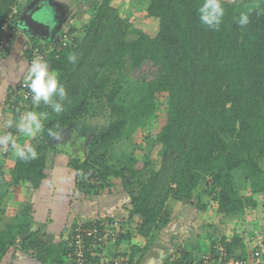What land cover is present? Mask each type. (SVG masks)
Returning a JSON list of instances; mask_svg holds the SVG:
<instances>
[{
  "label": "trees",
  "instance_id": "obj_1",
  "mask_svg": "<svg viewBox=\"0 0 264 264\" xmlns=\"http://www.w3.org/2000/svg\"><path fill=\"white\" fill-rule=\"evenodd\" d=\"M113 1L103 0L80 31L69 27V22L59 32V41L46 61L58 72L70 102H65L59 115L43 103L38 106L37 111L46 116L37 143L30 145L37 158L27 162L17 158L2 192L18 186L38 190L46 178L51 153L69 159L67 167L75 173L74 192L88 199L110 194L112 179L119 178L130 198L117 245L135 235L147 240L149 234L170 226L177 203L195 201V209H204L202 195L215 191L219 221L264 209V0H247L241 5L222 0L225 15L218 31L200 23L197 9L203 0H148L146 15L158 20L155 33L139 28L112 8ZM20 5L19 0H0V61L9 55L12 42L22 32L13 23ZM241 13L250 19L244 27L236 22ZM27 36L26 67L29 49L51 45ZM73 54L76 61L69 62ZM26 76L27 72L7 91L11 109L33 104L31 98L23 101L15 95L26 85ZM127 80L144 87L132 108L118 100ZM93 107L98 108L97 114L106 113L108 122L89 135L86 155L65 154L55 148V137L48 130L59 134L88 116ZM150 118L154 123L148 137L161 146L162 153L150 177L140 182L150 161H140L133 153H121L114 160L112 152L115 143ZM234 172L243 175L241 189L233 186ZM133 184H137L135 190ZM114 220L110 217L104 222ZM100 221H96L98 227ZM93 225L75 223L69 242L75 228L85 231ZM30 228L20 215L0 228V260L13 248L31 254L41 264H65L70 245L38 239L39 231ZM90 241V237L84 238L85 243ZM259 245H264V239ZM218 246L225 250L226 260L245 261L250 256L237 236L221 238ZM183 254L182 259H189ZM114 256L123 257L120 253Z\"/></svg>",
  "mask_w": 264,
  "mask_h": 264
},
{
  "label": "rangeland",
  "instance_id": "obj_2",
  "mask_svg": "<svg viewBox=\"0 0 264 264\" xmlns=\"http://www.w3.org/2000/svg\"><path fill=\"white\" fill-rule=\"evenodd\" d=\"M35 1V0H34ZM230 1L233 3H236L237 5H241L247 0H226ZM21 2L20 7H24L25 5H29V0H19ZM49 4L51 7L54 6V14L59 13V8L61 7V4L58 0H48ZM103 0H71V11L74 10L78 4L80 5L81 8L78 9V11L75 13V19L79 21L77 24V21L74 19L69 23V27H72L73 25L78 26L79 29L77 31H80L82 27L89 22L90 19H92V16L97 12L98 8L100 7L101 3ZM65 6V4H64ZM112 8L116 9L120 14H123V16H127L129 20H131L135 25H137L139 28L144 29L146 32L149 33H155L158 29V20L154 18H150L146 15V8L148 6V0H116L113 1L110 5ZM30 10H34L30 9ZM39 11V10H38ZM47 11V10H45ZM17 12V10H16ZM26 12V11H25ZM23 13V11H22ZM37 17L40 18L44 23L47 22V26L51 27V30L54 34L55 37L51 39V41L56 42L59 34L62 29H56L55 31L54 28L52 27V24L48 22V19L46 17H39L40 15L35 12ZM55 16V15H53ZM67 27V29L69 28ZM57 32V33H56ZM56 33V34H55ZM39 44L44 43V40H39ZM22 78V77H21ZM144 93V87L132 80H127L124 83L123 89L119 94L118 100L119 103L127 106L128 108H132L133 105L141 98L142 94ZM31 104V103H30ZM30 104L26 105L25 107L21 109H11L9 108L7 113L10 116H6L7 120L5 122L1 123L0 125V132L2 134H8L11 133L13 138L17 141L19 144V141L21 140L22 145H32L37 143V138L39 133L34 137V138H29L25 136L23 133H20L17 131L15 127V123L18 121L19 116L22 115L23 113L27 111H37L38 107L35 105ZM92 111L88 116L85 118L81 119L78 122H75L72 127H74L75 130H77V134L80 135L81 138L85 137V141L83 144V147L81 149H71L75 150L78 154L81 155H86V144L89 141L90 137L96 133V129L99 127L104 126L107 122L108 119L107 117H104L105 114L100 112L101 114H97L99 112L98 108L93 107L91 109ZM19 113V116L16 115V113ZM39 113V112H38ZM103 114V115H102ZM9 121L13 122V126L9 127L8 123ZM154 120L152 118L144 120V122L140 125H137L134 129L133 132H130L127 134L126 139H123L122 141H119L115 143L114 145V150L112 152V157L114 160L119 159V154L121 153H126V154H131L138 158L140 161L143 160H148L150 161V166L149 168L143 173L141 179L139 180L140 182H145L151 175L152 171L158 166V162L162 153V148L160 145L156 144L152 138L148 137V133L150 132L152 126H153ZM70 130V129H68ZM90 135V137H89ZM54 146H56L54 144ZM57 148V147H55ZM58 149V148H57ZM62 152H65L63 149H58ZM11 151V150H10ZM9 154L3 155L1 150H0V178L2 177L3 181L0 182V228H2L5 224L14 222L17 220L18 216L20 215V218H22V221L25 220H31V215L33 213V207L32 204L36 202L37 199H27V201L31 200V202H23V203H18V202H13L11 201L13 197L15 196V189L12 188L9 190L8 193H3V185L7 182L10 181V171L12 169L13 163L12 161L9 162ZM66 154V152H65ZM59 155V153H51L48 155V157H56ZM115 155V156H114ZM69 161V159H68ZM261 165L264 167V159L261 161ZM68 170L63 171L61 168L58 167V169L55 170V175L58 180H55L56 187L57 189L65 194L63 199H70L71 204H70V210H68V215L70 214L72 217H76L80 215V217H85L83 220L79 222H85L87 221V215L90 214V218L92 221L90 223H96L98 220L101 223H104V220L107 218H110V216H114L115 221H125L127 217V212L125 213L124 206H128L129 202V195L126 189L124 188L123 181L121 179H112V187H111V193L109 194L108 192L101 194L98 197H89L91 199V205L90 203H87L84 198H82V195H74V184H75V173L71 171V169L67 168ZM62 173H64L65 177H62ZM54 179V178H53ZM1 180V179H0ZM59 181V183H58ZM129 183V180H126V183ZM232 182L233 186L236 189H241L242 186L244 185V178L243 175L240 172H234L232 173ZM43 186L40 188L41 190L45 189L46 183L43 181ZM210 180H208L207 187H209ZM137 184H133L132 189H136ZM216 191L213 194H204L201 197V203L205 205V208L202 210H197L195 209V201L190 202L188 205H183L180 203H177V207H173L174 209L172 210L173 212L171 213V218H170V225L174 228V230L170 229V234H166L171 228V226L168 228H165L163 230H159L157 232H154L152 234L148 235V238L146 241H152L153 243L155 240V237L159 234H161L160 237L156 238V241L158 242H165L159 241L161 237L167 238V245L171 244L170 247L174 244V241H171L172 237V232L173 234L179 238H182V240L179 242L181 243L179 247L181 249H188V246L186 248L182 247L184 244L189 243V235L190 233H193L192 236L190 237V241H192L189 244L196 245V244H202V248H205L207 245H213V244H219L221 238H230L232 235L237 236L243 239L245 242L244 244V250L249 251L253 250L255 246L259 243H261V240L255 241L254 239V234L252 233L253 228L255 229V224L252 223L254 221V216L253 215L254 211H247L245 212V215L243 216H238L236 218H232L228 221L222 222L216 219L215 217V210L217 208L216 206V201L213 199L214 196L216 195ZM53 194H56V191H53ZM66 196H69L66 197ZM84 196V195H83ZM61 197V195H56L54 197V200L57 198ZM85 197V196H84ZM33 198V197H32ZM86 198V197H85ZM42 208V207H41ZM68 209V206L66 210ZM90 210V213L88 214L87 210ZM192 209V210H191ZM42 210V209H41ZM54 209L51 210L53 212ZM79 211L80 214H77ZM72 212V214L70 213ZM117 214H122L120 218L115 216V213ZM76 216H75V214ZM69 215V216H70ZM126 215V216H125ZM111 217V218H114ZM27 218V219H26ZM71 218V217H70ZM62 220V219H61ZM189 221V222H188ZM191 221V222H190ZM76 222V223H79ZM100 223V224H101ZM97 224V223H96ZM189 225H192L194 228L192 229L193 232H190ZM144 240L143 237L141 236H132V238H128L123 242L124 246H128L129 243L131 244H136L138 241ZM179 240V239H178ZM49 241V240H47ZM51 241V240H50ZM52 242V241H51ZM144 242V241H143ZM70 244V242L68 243ZM188 244V245H189ZM119 245V244H118ZM116 246H110V252L114 255L117 254V247ZM137 245V244H136ZM144 245V244H143ZM128 248V247H126ZM192 248V247H191ZM125 249V248H124ZM124 249L122 248L119 252H125ZM15 250V249H14ZM71 250V249H70ZM203 250L200 249L198 252H202ZM197 252V253H198ZM248 253V252H247ZM250 253V252H249ZM248 253V254H249ZM69 255V254H68ZM68 255L65 257V264H67V259ZM175 258H178V260H183L185 262L189 261V259H182L184 254L183 250L181 252L178 251V253L173 254ZM168 260V256L166 259L163 261V263ZM96 262L95 256H92L91 254L88 256V260L86 264H94Z\"/></svg>",
  "mask_w": 264,
  "mask_h": 264
},
{
  "label": "crops",
  "instance_id": "obj_3",
  "mask_svg": "<svg viewBox=\"0 0 264 264\" xmlns=\"http://www.w3.org/2000/svg\"><path fill=\"white\" fill-rule=\"evenodd\" d=\"M58 1L61 4L60 8L59 6L57 7L59 9L58 14L56 13L54 14L55 7L54 6L51 7L50 5H48L49 4L48 0H35V1L32 0L31 2H29V5L20 7V11H19L20 13L17 19L20 18L25 13V11H29L30 9L38 7L37 9H39V11H37V13L40 15L39 17H46L48 19V22L52 24V27L54 28L53 31H55L56 29L58 30L62 29L66 26L67 23H69V21L71 22L72 20L75 19V13L81 7L78 4V6L74 10L71 11L70 9L71 4H72L71 0H58ZM75 20L77 21V19ZM40 21L43 22L42 20ZM78 23L79 21H77V24ZM44 24L47 25V22ZM73 26L78 28V26H75V25ZM51 34H53V32ZM57 34H59V32ZM27 35L28 34L24 32H19V34L17 35V37L15 38L13 42L9 55L4 60L0 61V107H2L3 112L5 114L3 122L7 120L6 116L7 117L10 116L7 113V111H9L8 109L10 108L6 102L7 91L9 88L16 87L17 83L23 79V77L25 76L27 72L26 62L24 59L25 45L28 40ZM44 42L52 43L51 40L49 41L44 40ZM19 144L23 146L21 143V140L19 141ZM10 150L11 149H9V152H10L9 162L12 161L13 163L12 168H13L17 160V157L15 156L14 151L12 150L10 151ZM67 163H68V158L62 154H59L54 158L48 157L47 167L45 170L46 178L43 180L46 183V187L44 190L40 189L43 186V183L41 184L38 190H34V191L27 189L25 187H21V186L13 187L15 189V194H14L15 196L13 197L11 201L18 202V203H23V202L29 203L31 202V200L27 201V199L29 198L32 199V202H33V199H37L36 202L35 203L33 202L34 204H32L33 213L31 215V220H28L26 218L27 220L25 221L26 222L29 221V224L31 226L30 228L31 231H34V232L39 231L38 237H37L38 239H43L44 241L49 240L47 242H51V241L53 243L63 242V243L68 244L72 226L76 222H79V218H80V221L85 218V217H80V215L76 216L75 213L74 214L76 217H72L70 214H69L70 216L67 214L68 210H70L69 206L71 204V200L63 199L62 197H64L65 194L61 193L56 187L55 180H58V178L54 176L55 170L58 169V167L61 168L63 171L68 170ZM62 177H65L64 173H62ZM1 189H3V187H1ZM54 190L56 191V194H53ZM77 194L82 195L81 193L74 192L73 197H75V195ZM56 195H61V197L54 200V197ZM66 197L69 198V196H66ZM82 198L89 200L86 202L90 203L91 205V199L85 198L83 195H82ZM67 206H68V209L66 210ZM52 209H54L53 212H51ZM124 209L126 213L127 206H124ZM87 211H88L87 213L89 214L90 210L88 209ZM77 212H78L77 214H80L79 211ZM70 213L72 214V212ZM254 214H255L254 221L252 223L255 224V229L253 228L252 233L254 234V239L257 238L255 241H259L261 239H264V209L259 208L257 210H254L253 215ZM87 216H88L87 221L85 222L84 220L82 224L90 223L92 221V219L90 218V214ZM115 216L120 218L123 215L120 213L117 214L116 212ZM110 217H114V216H110ZM115 218L116 217H114L113 219ZM174 228H177V227L171 226V228H169V230L166 231L167 232L166 234L168 235L170 234V229L175 231ZM193 228L194 227L192 225H189L190 232H193L192 230ZM173 233L174 232H172L171 241L173 240L175 245H172V247H170L171 244L167 245V238L169 236L165 238L163 237L160 238L159 241L165 240V242L156 241V238L161 236V234H159L155 237V240H154L155 243L152 242L153 240L146 241L145 239L144 240L142 239V241H138V243H136L137 245L129 243L128 246L127 245L124 246L123 242L127 239L122 240L121 243L117 247L118 249L117 253L118 254L120 253L123 255V257L120 256L121 257L120 259H123L122 261H126L127 264H163V261L166 259L167 256H170L171 254H174L175 252L177 253L179 249L181 248L179 247V245L181 244L179 242L182 240V238L177 237V235L175 236ZM192 234L193 233H190L189 235V243L192 242L190 241V237L192 236ZM243 243L245 244L244 241ZM188 244L187 245L184 244L182 245V247L185 246L184 248H186V246H188V249L187 248L186 250L183 249V251L188 254V258L191 260L197 259L200 255L207 253V252L215 253L212 250V248L213 246L217 245V244H213L212 246L211 244V245H207L205 248H202L203 246L202 244H196V245H192V244L188 245ZM122 248L123 249L125 248L124 249L125 252H119ZM200 249H202L203 251L198 252ZM250 251L251 250L246 251L245 254H248ZM0 264H41V263H39L31 254L25 253L19 249L14 250L12 248L3 256V258L0 260Z\"/></svg>",
  "mask_w": 264,
  "mask_h": 264
},
{
  "label": "clouds",
  "instance_id": "obj_4",
  "mask_svg": "<svg viewBox=\"0 0 264 264\" xmlns=\"http://www.w3.org/2000/svg\"><path fill=\"white\" fill-rule=\"evenodd\" d=\"M197 12L202 25L210 30H219L225 15L222 0H203ZM236 22L241 27L248 25L250 23L249 15L247 13H241L236 18ZM68 59L69 62H75L76 56L74 54L70 55ZM25 83L30 91L33 105L38 107L43 103L57 115L65 110V102L68 101L66 88L61 83L58 72L50 69L48 61L43 59V57L37 55L32 59L27 69ZM45 116V113L27 111L19 116L15 127L18 132L23 133L29 138H34L41 132L43 128L42 120ZM8 126L12 127L13 122L9 121ZM48 134L58 138V134L53 129H49ZM0 146L6 150L10 148L14 151L15 156L24 162L37 158V152L34 147L28 145L21 146L13 138L11 133L0 135Z\"/></svg>",
  "mask_w": 264,
  "mask_h": 264
},
{
  "label": "built area",
  "instance_id": "obj_5",
  "mask_svg": "<svg viewBox=\"0 0 264 264\" xmlns=\"http://www.w3.org/2000/svg\"><path fill=\"white\" fill-rule=\"evenodd\" d=\"M11 40L4 44L5 47L8 46ZM59 41V39H58ZM57 41V42H58ZM57 42H53L49 47L39 46L33 49H29L31 55L28 67L35 56H41L43 59H47L50 52L54 50ZM10 45V44H9ZM54 46V47H53ZM60 49V48H59ZM58 49V50H59ZM27 67V69H28ZM26 85L22 84L18 91L15 92V95H18L23 101L31 98V94L28 90L25 89ZM5 114L2 107H0V123L3 122ZM0 135H2L0 133ZM9 149V148H8ZM7 149V150H8ZM7 150L3 147L2 154H5ZM120 223L117 221H112V223H101V226L98 227L97 224H94L91 228L82 231L80 227L74 229L70 239L71 252L68 255L67 264H86L88 256L91 254L95 256L96 262L94 264H127L123 259L117 258L112 254L110 246L117 245V239L120 236ZM101 228V229H100ZM90 237L91 241L85 243L84 238ZM212 250L218 254V256H213L211 252L204 253L200 255L197 259H192V261H183L175 258L174 255L168 257L163 264H263L264 263V245L257 244L255 248L249 253V258L246 260H226L225 259V250L220 246H213ZM182 249L180 248L179 252ZM178 253V252H177Z\"/></svg>",
  "mask_w": 264,
  "mask_h": 264
},
{
  "label": "water",
  "instance_id": "obj_6",
  "mask_svg": "<svg viewBox=\"0 0 264 264\" xmlns=\"http://www.w3.org/2000/svg\"><path fill=\"white\" fill-rule=\"evenodd\" d=\"M37 8L35 7L34 10L26 11L20 18H18L14 22V25L20 31L28 35H31L41 40L49 41L51 40V38L54 37V34H51L52 30L50 26L45 25L43 22L40 21L39 18L36 17L35 12L39 10ZM56 140L57 137L54 138V142ZM64 151L73 155L78 154L77 152H75V150L64 149Z\"/></svg>",
  "mask_w": 264,
  "mask_h": 264
},
{
  "label": "flooded vegetation",
  "instance_id": "obj_7",
  "mask_svg": "<svg viewBox=\"0 0 264 264\" xmlns=\"http://www.w3.org/2000/svg\"><path fill=\"white\" fill-rule=\"evenodd\" d=\"M70 129V130H68ZM77 130L74 129V127L70 126L66 128L65 130H62L59 132V136L55 142H53L58 149H81L83 147V141H85V137L81 138L80 135H78Z\"/></svg>",
  "mask_w": 264,
  "mask_h": 264
},
{
  "label": "bare ground",
  "instance_id": "obj_8",
  "mask_svg": "<svg viewBox=\"0 0 264 264\" xmlns=\"http://www.w3.org/2000/svg\"><path fill=\"white\" fill-rule=\"evenodd\" d=\"M15 21H16V20H15ZM13 23H14V22H13ZM58 39H59V36H58V38H57V41H58ZM57 41H56V42H57ZM12 43H13V42H12ZM52 43H53V42H52ZM12 45H13V44H12ZM11 47H12V46H11Z\"/></svg>",
  "mask_w": 264,
  "mask_h": 264
}]
</instances>
